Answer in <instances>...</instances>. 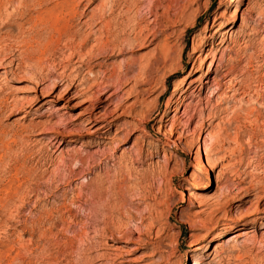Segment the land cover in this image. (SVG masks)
Here are the masks:
<instances>
[{"label":"rangeland","instance_id":"1","mask_svg":"<svg viewBox=\"0 0 264 264\" xmlns=\"http://www.w3.org/2000/svg\"><path fill=\"white\" fill-rule=\"evenodd\" d=\"M4 1L0 264H264V137L251 136L264 130L252 122L264 118V0H240L228 35L229 0H121L130 25L154 6L140 26L159 34L92 68L100 79L131 65L122 90L85 95L66 94L65 75L92 81L87 65L42 21L79 4L73 43L96 31L83 57L101 0ZM14 97L30 111L4 110Z\"/></svg>","mask_w":264,"mask_h":264},{"label":"bare ground","instance_id":"2","mask_svg":"<svg viewBox=\"0 0 264 264\" xmlns=\"http://www.w3.org/2000/svg\"><path fill=\"white\" fill-rule=\"evenodd\" d=\"M5 1H4V3H5ZM74 1L73 0H65L63 2V5L64 6L65 5H71L72 2H74ZM239 1L240 0H229L228 1V3L233 6V11H232L231 18L227 22V25L223 26V28H222V30L220 32L221 34L228 35V33L230 31L228 25L234 23L237 20L238 11L236 10V7H237ZM37 2L41 3L39 5L42 6L43 5L42 2H44V0H37ZM45 2H47V1H45ZM57 2H59V1H57ZM120 2H121V0H114L111 3L109 2L110 5L108 4L109 5L108 7H106V3L103 0H101L98 3V6H97L98 8L96 7L98 9V10H96V12H99L98 15L95 14V11H93L92 12V16L90 18H92V17L96 18L95 15L98 16V20H96V21H98L97 23L100 24L99 28H101L102 30L100 29L101 31L99 32L100 33L99 36L97 34L98 37L94 39V42L83 53V57L81 56L82 55L81 54L82 53L81 50L83 49L82 47L84 46V44H86V41L88 40V37L91 34H94L96 31H94V30L91 31V29H89V32L88 33L86 32V34L84 35L83 40H82V42L80 44H74L73 43L74 37L78 34V30L77 29L72 30V28L75 25V24H73L72 20H73L74 16L77 15L76 9H78L79 4H75L71 8V12H70L71 15H70L69 18L61 16L62 14L60 15V17H62L61 19H59L57 17L61 21L60 23L51 22L52 20L49 22V20H48L49 23L47 25V22L44 23V21H42V25H46L48 29H51L50 27L53 28L54 25H55L57 27V29L60 30L59 35L61 37H65L66 38V43H67L66 45L68 46V48L70 50L69 58H67L68 62L70 63L72 61V59L74 58V56H78L77 58L79 59L78 61H80L79 63L87 65L86 69L88 70V73H91L92 81L89 80L87 82L85 80H79L77 82L76 74H77V71H79V70L74 68V66L71 67L70 68V72L65 75L66 80H68V82H69L68 88L65 91L66 94L70 93V89L71 88H74L73 92L75 94H79V95H85L86 93H90L91 94L92 91H94V92L96 91L98 93V92L102 91V89H100V87L103 86V85H106L107 87L115 86V87H117L116 88L117 90H119V89L122 90L123 86L127 82H129L130 80L133 79L132 76H128L129 73L131 72V65H129V64L123 65L122 69L119 68L120 69L119 72H118V70L116 72V70H115L116 68L112 65V67L110 69H108V71L101 72L102 76L100 77V79L97 78L96 73L92 74V71H91L94 66H99V67L104 66L106 64V62L109 61L111 58L114 59L115 56L117 57V55H119V56L122 55L126 50H129V48L132 49V48H134L135 46H138V45L140 47L146 46L147 42H151L159 34V32H157L155 30H152L151 32H149V29H148L149 23L148 22L144 26L145 28L144 27L142 28L140 26V22H145L146 18H148L152 14H154V10H155L154 6H152L147 12L145 11L146 13L143 12L144 14H141V15L138 14L139 18H138L137 22L132 24V25H130V23L132 21L131 20L132 18L130 17L131 13L129 14V12L131 11V9H130L131 6L129 4L132 5V3L128 4L125 1L126 4L123 2V5H122ZM34 3H36V2H34ZM38 3H36V4H38ZM44 5H45V3H44ZM120 5H121V7H120ZM133 5H134V3H133ZM118 7H120V8L116 12V9H118ZM62 9H63V7H62ZM63 13H64V11H63ZM57 18L55 20H57ZM158 18L159 17H155L154 21L157 20ZM82 22L85 23V20H83ZM93 24H95V22H93ZM57 25H59V26H57ZM80 25L82 26V23ZM136 28H138L137 31H136ZM57 29H56V32H58ZM98 31L99 30H97V32ZM206 37L208 38V36H206ZM205 41H206V38H205ZM204 44H206V42H204V40H203L201 42V44H200V47L203 46ZM167 52H168L167 51V47H166L165 43H163L161 45V47H160V56L158 58H156L155 61H158L160 58L161 59L166 58ZM39 54H40V52H39ZM75 62L77 63V59L73 63H75ZM215 62H216V57L213 54L212 57L210 58V61H209L208 65H207V68H206V70H205V72L203 74L204 76H209L210 72L212 71V66H214ZM109 63L112 64V62H109ZM39 72L41 73V71H39ZM107 87H104L103 89H105ZM40 91L42 93L44 90L42 91V88H41ZM139 93L140 94L144 93V90L140 91ZM112 94L113 93L109 94L108 98ZM263 96H261V97H263ZM100 97H101L100 95L96 96V98H95L97 100L96 102H98V100L100 101ZM4 99H6L5 105H3L4 110L5 109L7 110L8 106H9V107L12 108V109H10L11 112L14 111V110L20 109V107L24 108L25 112H29L30 111V104L27 101H25L24 99H16L15 97L12 98V99H8V98H4ZM35 101H38V98L35 99L34 102ZM262 101H263L262 103H263V107H264V99ZM18 102H20V104L17 107V103ZM128 106L132 107L133 104L130 103V104H128ZM116 108H118V107H116ZM229 109H230V106H228V103H225L224 106L221 109V113L222 112H226ZM252 113H253V109L247 111L248 115L252 114ZM0 114H1V112H0ZM23 118H24V116H21L19 119H23ZM252 122L254 124V127L255 126L264 127V118L262 119L259 115H254V119H253ZM21 129H25V127L21 126ZM263 131L264 130H262V131L260 130V132H258V131L254 132V130H253L251 132V136L254 137V136L260 134L262 137H264V132ZM168 132L167 133L170 136V131H168ZM203 151L208 152L209 150H208V148L206 146H204L203 147ZM263 158L264 157L261 156L259 159L262 160ZM260 160H259V162H260ZM87 257H88V255H87V253H85L84 257L82 259H86V262H90L88 264H92L91 262H92L93 259L92 258L88 259Z\"/></svg>","mask_w":264,"mask_h":264}]
</instances>
